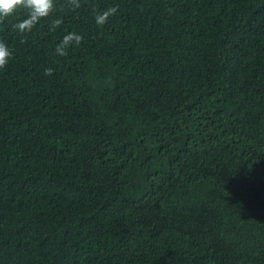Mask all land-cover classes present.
<instances>
[{"label": "trees", "instance_id": "16d2710c", "mask_svg": "<svg viewBox=\"0 0 264 264\" xmlns=\"http://www.w3.org/2000/svg\"><path fill=\"white\" fill-rule=\"evenodd\" d=\"M26 14L0 20V264H264V0Z\"/></svg>", "mask_w": 264, "mask_h": 264}, {"label": "clouds", "instance_id": "9594fccd", "mask_svg": "<svg viewBox=\"0 0 264 264\" xmlns=\"http://www.w3.org/2000/svg\"><path fill=\"white\" fill-rule=\"evenodd\" d=\"M78 6V4H77ZM55 8V0H0V20L13 16L17 10L26 9L27 14L22 19H18L11 25V28L17 33L24 34L30 32L34 25H36L41 18L47 17ZM116 7H109L97 15L94 20L97 25H103L107 22L108 18L115 14ZM62 23L61 18H56L52 22V29ZM83 40V36L75 31H69L63 35L60 41L55 46V53L58 56L66 55V51L72 47L79 45ZM12 50L9 45L0 40V69H3L12 58ZM45 74H51V68H46Z\"/></svg>", "mask_w": 264, "mask_h": 264}]
</instances>
